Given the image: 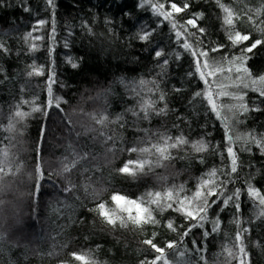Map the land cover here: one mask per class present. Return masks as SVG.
Returning <instances> with one entry per match:
<instances>
[{
    "label": "trees",
    "instance_id": "obj_1",
    "mask_svg": "<svg viewBox=\"0 0 264 264\" xmlns=\"http://www.w3.org/2000/svg\"><path fill=\"white\" fill-rule=\"evenodd\" d=\"M157 2L167 5L170 0H53L52 5L48 0H0V43L7 49L0 50V166L5 167L0 174V264H83L70 256L72 252L90 253L88 258L96 264L151 260L156 253L142 241L152 235V226L113 230L90 209L101 201L115 208V193L138 200L183 185L179 195L191 196L213 169L221 194L209 198L210 204L217 202L209 207L203 227H192L200 222L175 211L165 212L163 218L154 213L161 224L171 218L179 226L176 232L155 229V242L161 247L177 242L166 250L170 264H238L227 259L225 250L238 252L236 234L247 229L245 259L264 264V209L247 193L251 184L264 194V148L248 138L249 133L257 140L264 135V97L256 91L264 85L252 84L227 62L205 83L195 57L182 46L183 32L177 37L178 29L154 11ZM174 2L182 5L186 0ZM187 2L190 8L176 16L179 24L191 14H204L197 23L206 36L195 50L224 44L222 52L210 55L217 60L240 55L226 39L223 12L214 0ZM221 2L237 10L243 7L236 0ZM262 2L244 0L253 9ZM237 28L252 32L253 40L261 38L247 23ZM185 30L196 31L191 26ZM145 33H151L149 39H140ZM157 51L164 55L156 57ZM248 55L252 78L264 75V46ZM34 66L43 74L29 75ZM49 87L61 101L59 109L46 106ZM208 90L222 106L220 117L211 110ZM149 102L166 113L149 119L136 115ZM34 106L43 111L33 112ZM16 111L30 115L18 122ZM102 117H107L103 124L98 122ZM237 134L244 139L235 140ZM228 135L233 136L231 146L238 157L236 173L230 172ZM160 137H184L190 143L170 149L173 159L151 169L146 165L135 177L117 171L128 160L155 164V154L128 149L150 148ZM197 141L208 149L194 151L191 144ZM72 162L75 167L63 171ZM229 196L233 200L220 211ZM234 202L240 205L238 211ZM188 228L191 231L183 236Z\"/></svg>",
    "mask_w": 264,
    "mask_h": 264
},
{
    "label": "snow or ice",
    "instance_id": "obj_2",
    "mask_svg": "<svg viewBox=\"0 0 264 264\" xmlns=\"http://www.w3.org/2000/svg\"><path fill=\"white\" fill-rule=\"evenodd\" d=\"M223 12L222 17V25L224 26L226 39L232 47H238L240 49V55L234 56L231 59L227 57H221L220 60H217L215 57H212L210 53L222 52L226 47L224 44H218L215 47L202 49L200 51L195 50L196 45H201L204 42V37L206 36V29L201 27L197 21L199 19H203L204 14L197 13L191 14L192 18L186 19L183 24H179L176 20V16L180 13L186 12L190 8V3L184 2L182 5L177 4L174 0H170V2L163 3L157 2L152 4V7L158 16L163 17L164 20H169L172 24L173 29H178L176 31V36L181 37L183 32V37L186 42L182 44L183 48L190 51L191 55L195 57V65L196 71L199 73V76L205 83H208L207 77H212L216 73L223 71L222 62H227L229 64H235V71L237 73L243 72L245 76L251 79L252 84H261L264 85V75H260L258 78L253 79L251 70L246 67L247 61L252 57L248 54H254V50L260 46H264V2H262L261 7L253 9L248 8L246 4H244V0H236L237 5H243L239 10L233 8L231 5H225L221 2V0H214ZM50 5L53 4V0H48ZM27 11V9H25ZM40 24L45 23L44 21H40ZM247 23L253 26L259 33L261 38H257L255 40L252 39V32H242L237 28V24ZM187 26H191V28L195 29V32L186 31ZM151 33H145L140 37L142 40H148ZM191 40L189 43L187 41ZM251 41V43H248ZM243 45V47H241ZM0 50L7 51L2 43H0ZM156 57H161L164 53L157 51L155 53ZM203 58V59H201ZM69 63L73 68L78 67L77 63L69 60ZM166 63V61H165ZM228 71H232V68H229ZM43 74L41 70L35 69L34 72H30L29 75L32 74ZM52 78H50V81ZM144 84V81L140 82ZM244 87H248L247 84ZM179 91V89H177ZM259 92L261 97H264V87L256 89ZM49 97L47 100V107H56L60 108L61 101L58 97H54L52 95L51 87L48 88ZM221 95H228L226 92L220 93ZM196 95H202V93H196ZM208 103L211 106V110L216 113L218 117H220L221 111L220 108L222 106L218 105L216 100L214 99L213 92L208 90L207 93ZM160 100L164 99L163 94L159 97ZM237 99H242V97H237ZM25 103H28L25 101ZM241 110L248 111L249 109L243 105L239 106ZM232 109L229 108V111ZM259 110V109H256ZM33 112L43 111L40 107H33ZM143 119H149L151 114L162 115L166 113L165 108H156L154 102H149L145 104L139 113L136 115H141ZM30 113H26L23 111H16L15 117L18 118V122L25 119ZM224 119L227 120V116H224ZM107 120V117H102L98 122L103 124ZM227 127V124L225 125ZM248 138L251 139L252 143L257 144L259 147L264 148V135L261 136L259 140L255 139V137L249 133ZM111 139V137H108ZM229 146L226 151L227 154L231 157L230 161V172L236 173L238 169V157L237 153L233 151V147L231 144L233 143V136L228 135L227 137ZM244 137H241L239 134L235 136V140H241ZM190 142L186 140L184 137H160L159 142L157 144H152L150 148H136L132 147L128 149L129 152L133 153H152L157 156V160L155 164L149 159L144 160H128L125 164L119 168L117 171L121 174H127L129 176L135 177L137 172L143 173L144 168L147 165L149 169L152 167L163 166L160 162L173 159L170 149H178L182 146L188 145ZM191 147L197 153L204 152L208 149V145L203 141H197L191 144ZM5 157L8 156V153H4ZM78 162V161H76ZM72 162L71 166L65 165L63 171L70 172L72 167H75V163ZM134 166V167H133ZM40 177H43V170L38 168ZM5 172V167L0 166V174ZM217 170L213 169L207 174V178L202 179L201 183L198 185L197 190L191 196L185 194L180 196L179 193L184 191L183 185L178 187H173L162 192H149L145 195V197H141L138 200L128 199L127 197L115 193L111 196V201L114 202L115 208H109L107 204L103 201L97 203L94 209H90V211H94L102 220L103 223L110 226L113 230L117 227L120 228H129L132 226L133 229H140L143 231L144 227L150 225L153 227L154 231L151 236L144 239L142 244L147 245L149 249H151L156 255L151 259L141 261V264H170V261L167 258L166 250L173 249L177 247V242L168 241L165 243L163 247H161L156 241V237L159 235L155 229L164 227L167 230L172 232H176L179 228L178 225L175 224V221L171 218L166 220L163 224H161V219L157 218V215L154 213H158L161 218H163V214L167 211H175L185 217L187 220L199 221L198 224H193L192 227H203V221L206 220V213L211 205H214L217 201H211L209 203V198L213 196H218L221 193L217 191ZM2 178V176H0ZM161 179H164L163 177ZM220 186H223V181L219 182ZM247 193L250 197L256 199L258 201L259 206L264 209V194H262L258 189L253 187L251 184L247 187ZM240 195V190L237 189L234 193V196L238 199ZM233 197L229 196L223 200V206L220 211H223L224 208L228 207L229 201H232ZM2 203V202H0ZM234 207L238 211L240 208L239 203L234 202ZM261 216H264V210L260 213ZM238 222V221H237ZM219 219L214 222L213 231L217 230L219 225ZM191 228L186 229L182 235L187 236ZM247 229H243L242 232H237L236 241L238 242V252H234L231 249H226L227 259L237 260L238 264H250V261H246L245 257L247 256L246 247L244 244V235L243 233H247ZM209 233L205 232L204 235L207 236ZM195 243V241H193ZM201 250V249H198ZM90 253L81 254L72 252L70 256L76 260L81 261L83 264H96L94 259H89ZM183 255V253L181 254ZM203 258V257H202Z\"/></svg>",
    "mask_w": 264,
    "mask_h": 264
}]
</instances>
